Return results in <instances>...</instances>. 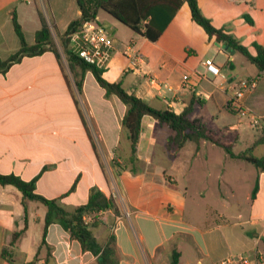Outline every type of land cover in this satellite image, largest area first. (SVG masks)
<instances>
[{
	"label": "crops",
	"instance_id": "0c3cea01",
	"mask_svg": "<svg viewBox=\"0 0 264 264\" xmlns=\"http://www.w3.org/2000/svg\"><path fill=\"white\" fill-rule=\"evenodd\" d=\"M196 1L214 27L224 28L252 55L253 43L264 48V0ZM12 10L28 46L44 20L57 55L48 50L0 69V174L35 180L36 194L55 200L66 211L85 204L92 188L106 197L115 193L118 214L101 212L90 230L100 246L113 237L118 264H169L173 249L180 254L178 264H215L237 254L264 264V172L205 141L197 149L186 142L171 154L167 142L172 132L149 116L141 120L132 154L122 126L125 105L106 95L88 71L78 88L74 75L79 69H70L64 49L58 48L59 37L80 17L76 1L0 0V62L20 47L11 25ZM93 23L108 37L107 58L100 67L105 81L121 82L126 92L157 110L180 114L190 108L188 118L203 123L232 153L252 147V157L264 156V143H256L264 124L254 131L232 107L238 81L252 80L254 86L244 93L242 104L264 116V73L245 59L236 63L237 53L230 56L208 38L191 21L186 4L155 42L102 11ZM79 47L77 34L66 48L76 52ZM134 51L145 61L136 70L128 69ZM204 59H211L224 77L206 73ZM183 75L188 76L187 86ZM193 173L197 185L188 193ZM242 186L243 193H237ZM188 201L204 211L199 221L189 218ZM45 212V206L33 200H26L24 208L16 188L0 186V264H97L55 224L47 228V248L40 247ZM21 230L22 236L10 246L12 234Z\"/></svg>",
	"mask_w": 264,
	"mask_h": 264
},
{
	"label": "trees",
	"instance_id": "16d2710c",
	"mask_svg": "<svg viewBox=\"0 0 264 264\" xmlns=\"http://www.w3.org/2000/svg\"><path fill=\"white\" fill-rule=\"evenodd\" d=\"M80 10V17L69 23L65 32L59 37V41L64 49L66 61L70 69L74 66L79 69V74H75L76 86L80 88L85 72H90L97 84L104 89L106 95L116 96L126 107V112L122 120V126L128 135L130 142V152H136L139 135L141 131V120L144 116L151 117L159 126H165L172 132L167 142V148L171 154H175L186 142L196 145L201 141L209 142L223 149L232 159L243 160L253 165L255 169L264 172V156L255 158L250 155L252 147L234 154L227 145L221 144L208 134L206 126L196 119H189L190 108H186L180 114H175L169 109L157 110L149 106L140 98L126 92L121 82L109 83L102 78L103 69L83 61L76 52L66 48L70 38L79 33V29L86 21H94L98 11H103L107 15L116 19L126 28L138 36L155 42L164 32L179 8L186 4L190 19L198 25L208 36L222 46L233 50L241 55L246 61L252 64L258 73H264V48L256 43L252 44L254 55L224 28H216L211 21L200 11L196 0H75ZM248 23L251 21L244 16ZM10 20L13 32L19 41V49L11 55L8 60L0 62V69H7L12 63L19 61L24 56H37L45 51H52L57 55L55 44L52 40L50 29L47 23L41 19V26L35 32L34 43L28 46L25 42L22 29L17 21L14 10L10 12ZM229 69L232 63L227 62ZM227 109L231 107L228 104ZM258 144L264 143V132L257 140ZM13 186L22 196V205L25 208L26 200H33L45 206L44 226L40 247L47 248L45 236L47 228L58 225L63 231L69 234L70 239L76 240L82 252L92 254L97 264H118V255L113 237H110L106 245L100 246L92 236L91 227L97 223L94 220L87 224L84 217L99 212L112 210L118 214L114 201L106 197L96 188L90 189L85 204L76 207L72 211L61 208L55 200L46 199L35 192V180L24 181L13 174H0V186ZM256 189L251 192L253 198ZM24 230L14 232L11 236L10 246H14L22 236ZM5 256V251H2ZM180 254L176 249L171 252L170 263L178 264ZM35 262V260H34Z\"/></svg>",
	"mask_w": 264,
	"mask_h": 264
},
{
	"label": "built area",
	"instance_id": "2783aa9c",
	"mask_svg": "<svg viewBox=\"0 0 264 264\" xmlns=\"http://www.w3.org/2000/svg\"><path fill=\"white\" fill-rule=\"evenodd\" d=\"M239 1L242 3H249L252 0H233ZM79 38H80V47L77 49V55L86 63L95 65L97 67H102L107 58V46H108V37L105 30L95 25L92 21H86L82 24L79 29ZM143 55L134 51L128 56V69L136 70L144 64ZM202 66L206 73H210L214 76H221L219 68L214 64L211 59H204L202 61ZM188 76H182V82L184 86L186 85ZM254 86V82L248 79H241L238 81V85L233 93L232 107L235 108L237 115L245 119L247 125L251 128H257L260 125L264 124V116L257 115L252 111L245 108L242 104V98L246 91L250 90ZM109 198L113 201L116 199V194L113 193ZM101 212L96 214L87 215L84 217V221L87 224L92 223L94 220H98ZM125 216L128 217L129 213H125ZM120 219L116 216V220ZM30 264H43L42 262H32ZM215 264H254L250 258L245 254H237L229 256Z\"/></svg>",
	"mask_w": 264,
	"mask_h": 264
},
{
	"label": "rangeland",
	"instance_id": "374dc122",
	"mask_svg": "<svg viewBox=\"0 0 264 264\" xmlns=\"http://www.w3.org/2000/svg\"><path fill=\"white\" fill-rule=\"evenodd\" d=\"M55 47H56V50H57V46L56 45H55ZM58 48H60V50L63 51V47H62L61 43H60V46ZM63 53H64V51H63ZM238 59L240 61H245L244 58L241 55L236 54L235 55V62L236 63L239 61ZM254 131H256L255 128H254ZM251 169L252 168H248V172H252ZM189 179H190V181H189L190 185H192L194 188L193 187L189 188V192L188 193H194V189H195V187L197 185V183H196L197 182L196 174L195 173L190 174ZM244 184L245 183H242L241 185H244ZM243 191H244V186H242L240 189H237V193H243ZM186 212L188 213L189 218L192 219L193 221H199L200 219H198V214L201 213V212L204 213L203 210L194 209L192 203H190L189 201H188V204H187Z\"/></svg>",
	"mask_w": 264,
	"mask_h": 264
},
{
	"label": "water",
	"instance_id": "95a60500",
	"mask_svg": "<svg viewBox=\"0 0 264 264\" xmlns=\"http://www.w3.org/2000/svg\"><path fill=\"white\" fill-rule=\"evenodd\" d=\"M222 48L224 49V51L226 53H228L230 56L234 55V51L233 50H230L229 48L225 47V46H222Z\"/></svg>",
	"mask_w": 264,
	"mask_h": 264
}]
</instances>
